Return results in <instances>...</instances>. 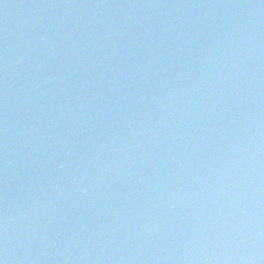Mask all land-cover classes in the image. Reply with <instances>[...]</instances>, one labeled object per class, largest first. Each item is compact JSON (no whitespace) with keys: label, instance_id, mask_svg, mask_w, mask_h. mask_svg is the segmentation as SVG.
Here are the masks:
<instances>
[{"label":"water","instance_id":"95a60500","mask_svg":"<svg viewBox=\"0 0 264 264\" xmlns=\"http://www.w3.org/2000/svg\"><path fill=\"white\" fill-rule=\"evenodd\" d=\"M2 264H264V0H0Z\"/></svg>","mask_w":264,"mask_h":264},{"label":"snow or ice","instance_id":"6c2138e0","mask_svg":"<svg viewBox=\"0 0 264 264\" xmlns=\"http://www.w3.org/2000/svg\"><path fill=\"white\" fill-rule=\"evenodd\" d=\"M0 264H2V262H0Z\"/></svg>","mask_w":264,"mask_h":264}]
</instances>
